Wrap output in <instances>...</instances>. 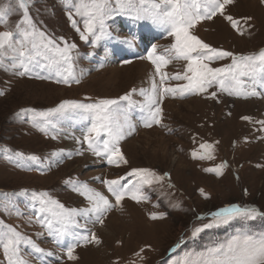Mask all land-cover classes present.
Returning <instances> with one entry per match:
<instances>
[{"label": "rangeland", "instance_id": "obj_1", "mask_svg": "<svg viewBox=\"0 0 264 264\" xmlns=\"http://www.w3.org/2000/svg\"><path fill=\"white\" fill-rule=\"evenodd\" d=\"M7 2L0 0V3ZM12 4L16 10L8 17L7 27L0 24V31L14 30L22 17V10L15 0ZM29 14L40 30L77 45L75 52L78 55L73 70L77 75H83L80 83L66 85L56 83L54 74L51 79H39L35 74H14L22 69L6 71L0 67V91L4 93L0 95V149H10L8 155L13 157L12 160L6 159L5 153L0 151V194L29 190V195L25 196L0 195V220L31 236L41 248L55 252L63 264H114L117 260L119 264H129L130 261H136V264H172L186 251L200 250L212 239L226 238L238 228V223L233 222L220 228L206 229L193 239V228L208 222L197 220L198 215L233 203L254 205L264 211V133L257 131L259 125L242 119L244 116L251 117L253 121L264 119V95L245 99L211 88L209 92L217 91L216 98H208L207 93L184 98L168 96L161 105L162 124H154L150 128L143 126L145 113L139 103L129 105L122 102L130 119L136 123L135 131L120 142L128 164L119 167L109 165L105 159L87 151V144H78L76 139L73 149L82 150L83 155L72 153L69 157L67 146L70 141L65 136L74 133L82 140L83 131L90 126L88 122L73 115L52 117L51 125L55 127L49 125L45 133L33 126L31 112L21 110L35 109L39 112L54 108L64 100L88 103L102 98L116 99L133 88L150 89L155 69L148 60L140 57L146 56L153 44L157 45L158 52H162L172 38L165 34L163 38L148 41L142 52L133 54L137 49L142 50L140 39L150 35L154 26L147 21L133 23L130 18L120 16L115 18L112 29L120 39L102 40L93 48L80 39L68 18L63 0H33L29 4ZM226 14L239 21L238 27L243 34L219 14L198 24L195 34L213 47L236 54L248 55L264 49V3L261 0H234L227 7ZM246 17L251 19L245 22L243 18ZM73 18L82 30L81 18ZM132 34L136 37L133 43L139 45L129 46L122 42ZM123 48L127 55L116 52L117 55L110 57L116 49ZM126 60L130 63H125ZM4 63L8 65L10 61L5 60ZM229 63L230 59H224L212 66ZM184 64V61H173L164 70L173 75L182 72ZM32 71L48 75L46 69L34 68ZM156 79L158 81L159 77ZM168 83L175 85L183 81L171 80ZM143 99L138 94L133 95L134 101L142 102ZM205 142L214 145L215 158L194 159L192 152L202 151L199 145ZM60 149L65 150L62 162L61 158L52 155ZM16 152L23 153L25 157L35 155L40 160H20L15 157ZM222 162L228 165L222 175L204 171ZM132 168H148L158 175H168L162 183L145 187L149 196L147 201L136 203L126 198L121 207L113 208L107 214L103 225L89 223L88 228L96 233L101 243L78 247V260L75 262L67 260L62 248L53 243L52 237L34 218L29 220L34 216L31 191H48L66 207L83 208L87 201L65 181L86 182L108 195L101 181L125 176ZM201 189L207 198L201 195ZM6 200H11L22 215H17L15 209L5 211ZM176 204L179 207H173ZM153 212H163L165 217L152 220L150 214ZM79 219L81 223L86 222L84 218ZM252 223L257 229L264 230V222ZM37 233L43 235L37 236ZM181 238L184 240L181 247L172 252ZM67 242L66 239L64 243ZM141 248H144L142 261L134 255ZM22 255L29 264H45V261L60 264L54 257H45L42 261L30 247H23ZM0 264H6L2 249Z\"/></svg>", "mask_w": 264, "mask_h": 264}, {"label": "snow or ice", "instance_id": "obj_2", "mask_svg": "<svg viewBox=\"0 0 264 264\" xmlns=\"http://www.w3.org/2000/svg\"><path fill=\"white\" fill-rule=\"evenodd\" d=\"M32 2L33 0H15V4L22 10V17L17 21L14 30L0 31V67L6 71L22 69L14 73L19 76L35 74L39 79H51L54 74L56 83L66 85H71L73 82L80 83L83 73L77 75L73 70L78 55L75 52L77 45L40 30L29 14V4ZM63 3L80 39L90 43L93 48L102 40L120 39L112 30L116 23L115 18L120 16L130 18L133 23L147 21L162 30L167 37L172 38V42L164 47L162 52H158L157 45L153 44L147 55L140 57L148 60L155 69L150 89L133 88L119 98H102L88 103L64 100L54 108L39 112L35 109L21 110L31 112L33 126L45 133L48 132L52 117L73 115L88 122L90 126L83 131L82 140L75 139L78 144H87V151L105 159L109 165L119 167L128 164L121 151L120 142L135 131V125L129 119L127 108L122 102H127L129 105L139 103L141 111L145 113L142 119L143 126L150 128L154 124H162L161 105L168 96L184 98L207 93L208 98H216L217 91L245 99L264 95V49L248 55L236 54L213 47L195 34L198 24L211 20L218 14L224 16L234 29L243 34V30L238 27L239 21L226 14L227 7L232 5L234 0H63ZM261 3H264V0H261ZM15 10L12 0L0 3V24L7 27L8 17ZM74 16L81 18L82 30ZM243 19L247 22L251 17ZM135 39V34H132L122 42L132 46ZM224 59H230L231 63L220 67L212 66L213 63ZM5 60L10 63L5 65ZM173 61H184V69L182 72L169 75L164 69ZM125 63L130 61L126 60ZM34 68L46 69L48 75L33 73ZM156 77H159L158 81ZM171 80L183 81V83L172 85L168 83ZM211 88H216L217 91L209 92ZM3 94L0 91V95ZM134 94L143 97V101H134ZM242 119L259 125L257 131L264 133V119L253 121L249 116H244ZM55 138L53 136V139ZM199 148L202 151L192 152L194 159L215 158L213 144L201 143ZM0 151L5 153L6 159H13L8 155L10 149L3 148ZM76 154L83 155V151L77 149ZM14 155L20 160L32 162L40 160L35 155L25 157L20 152ZM52 155L61 158L60 162H62L65 150L60 149ZM67 155L70 157L72 153L69 152ZM227 166V162H222L215 167L205 168L204 171L219 176ZM167 175V173L158 175L148 168H132L125 176L101 181L108 195L90 187L86 182L65 181L73 191L87 201V206L83 208L66 207L48 191H31L34 216L29 220L34 218L36 223L46 230L48 236L52 237L53 243L62 248L67 260L75 262L78 260L76 255L78 247L101 243L96 233L88 228L89 223L103 225L107 214L113 208L121 207L126 198L136 203L147 201L149 196L145 192V187L162 183ZM169 187L172 185L169 184ZM200 191L201 195L207 198L203 189ZM0 195L25 196L29 195V190L22 189L16 194ZM4 208L5 211L15 209L17 215H22L11 200L4 202ZM164 217L163 212L150 214L152 220ZM79 218H84L86 222L81 223ZM196 219L208 222L193 228L191 233L193 239L206 229L220 228L233 222L238 223V228L234 234L226 238L212 239L200 250L186 251L181 259L173 261L172 264H264V230L257 229L252 223L258 220L264 222V211L254 205L233 203L204 215H198ZM41 235L43 233H37V236ZM66 239L68 242L65 244ZM183 242L181 238L171 251L175 252ZM23 247H30L34 253L39 254L42 261L45 257H54L63 264V260L55 252L41 248L31 236L0 220V249L6 264H29L22 255ZM143 253L144 248H141L134 255L142 261ZM45 264H50V261H45ZM114 264H119V261H115ZM129 264H136V261H130Z\"/></svg>", "mask_w": 264, "mask_h": 264}, {"label": "bare ground", "instance_id": "obj_3", "mask_svg": "<svg viewBox=\"0 0 264 264\" xmlns=\"http://www.w3.org/2000/svg\"><path fill=\"white\" fill-rule=\"evenodd\" d=\"M152 33H151V39H155V38H158V39H160V38H162L164 35H165V33L162 31V30H160V29H157V28H153L152 29V31H151ZM145 43H146V41L145 40H142V42H141V45L143 46V45H145ZM139 51H141V50H139V49H137L136 50V52H139ZM129 119H130V117H129ZM131 120V122H132V124H134L135 125V128H136V123L134 122V119H130ZM72 135H73V137H72ZM72 135H66L65 136V138L67 139V140H69L70 142L68 143V146H67V150H68V152H71V153H73V154H76V151L77 150H74L73 148L75 147V143H76V141H74V139L76 138V135L77 134H72ZM79 147V146H78ZM82 156V155H81ZM86 159H88L89 160V158L88 157H86V156H84Z\"/></svg>", "mask_w": 264, "mask_h": 264}]
</instances>
